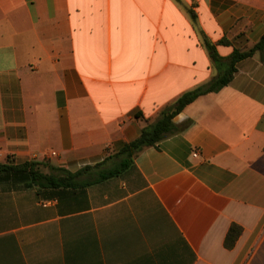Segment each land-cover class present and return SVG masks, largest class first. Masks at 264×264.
<instances>
[{"label":"crops","instance_id":"1","mask_svg":"<svg viewBox=\"0 0 264 264\" xmlns=\"http://www.w3.org/2000/svg\"><path fill=\"white\" fill-rule=\"evenodd\" d=\"M202 32L222 56L257 43L264 0H0V162H105L217 75ZM173 121L118 176L1 179L0 264H264L261 53Z\"/></svg>","mask_w":264,"mask_h":264},{"label":"trees","instance_id":"2","mask_svg":"<svg viewBox=\"0 0 264 264\" xmlns=\"http://www.w3.org/2000/svg\"><path fill=\"white\" fill-rule=\"evenodd\" d=\"M192 19L196 22V13L190 10ZM203 43L210 53L213 64L216 66L217 75L207 84L197 87L193 90L183 93L175 102L167 105L160 112L159 117L152 122H148L142 129L141 135L132 142L127 143L120 152L111 155L105 162L93 167H85L84 169L72 173L62 167H53L52 172L44 173L42 170V162L28 161L22 164H13L8 159L6 162H0V180H26L31 184L42 187L51 188H77L84 185L80 182V177L88 171H98L93 183L118 176L125 172L128 168L134 166L135 156L145 147L154 146L163 139L180 132L187 126L176 125L174 118L181 113L189 104L193 103L200 96L219 92L227 86L237 72V64L243 59L261 53V59L264 63V35L253 45H247L242 48H234L229 56H222L217 48L218 44L229 45L231 41L222 38L218 42H213L202 32ZM115 160L116 163L108 166L109 161ZM242 232V228L238 225H232L226 239L228 247H233Z\"/></svg>","mask_w":264,"mask_h":264},{"label":"built area","instance_id":"3","mask_svg":"<svg viewBox=\"0 0 264 264\" xmlns=\"http://www.w3.org/2000/svg\"><path fill=\"white\" fill-rule=\"evenodd\" d=\"M53 154H56V153H53Z\"/></svg>","mask_w":264,"mask_h":264}]
</instances>
